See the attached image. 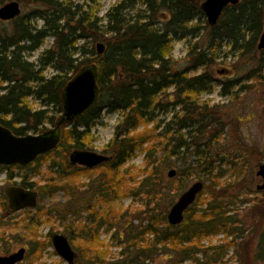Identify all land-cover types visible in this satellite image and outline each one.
Listing matches in <instances>:
<instances>
[{"label": "trees", "instance_id": "16d2710c", "mask_svg": "<svg viewBox=\"0 0 264 264\" xmlns=\"http://www.w3.org/2000/svg\"><path fill=\"white\" fill-rule=\"evenodd\" d=\"M7 1L0 0V7ZM22 1L36 6L26 15L21 14L14 20H0L3 24L0 26V90L3 91L0 93V123L17 135L42 132L46 130V123L55 125L63 112V91L66 84L85 66L97 64L100 88L96 103L73 123L62 126V141L57 149L40 156L32 164L20 166L27 170L22 186L29 188L33 185L28 182L27 177L40 174V161L44 158L59 155L61 149L68 154V142H72L71 140L74 150H86L91 130L104 112H122L123 120L117 125L114 138L103 150L110 159L94 168L103 171L99 178H95L96 192L102 197H118L123 190H128V193L145 195L147 207L152 204L154 206L148 207L150 215L145 229L139 228L134 236L135 240L130 243L137 245L135 257L108 263H100L95 258L93 260L96 264H140V259L146 261L156 253L159 244L176 241L181 244L183 258L192 260L193 264H220L227 251L225 247L229 248L235 243L233 237L237 239L242 228L235 225L233 216L228 215L222 197L212 193L202 213L194 215L193 206L196 201L186 211L182 224H169L166 213L162 215L156 211L159 205L166 202V192L171 191V186L165 182L160 169L165 163L171 165L175 162L172 161L173 157L179 156L182 149L189 150L191 143L181 133L177 138L173 135V140L169 138L164 143L155 129L140 131V128L157 119L160 107L167 112L171 105H179L185 113L180 118L173 116L166 127L167 133L176 129L177 134L188 129L187 135L191 138H201L208 133L206 129L210 125L207 126L206 115L202 112L199 115L203 124L194 128L195 136H192L191 129L195 126L193 121L198 109L208 107L206 104H199V95L212 91L213 75L208 68L216 61L209 52L215 47V40L222 37L232 38L235 47L254 49L264 29V0H242L238 4L227 6L217 24L206 25L210 33L208 50L194 54L192 62L182 69L174 68L171 58L172 43L190 35H199L200 25L192 22L198 14H205L200 0H122L112 6L103 19L98 15L99 9L95 10L91 4L72 0ZM33 18L42 20L43 25H33ZM48 36L54 37L53 46L45 49L37 62L26 58L25 53L39 50ZM99 42L105 44L103 54L98 53ZM259 51V68L250 76L264 86V50ZM191 53L194 51L191 50ZM50 67L57 74L47 77L45 72ZM200 68H203L202 72L191 74ZM238 81L229 79L225 83L237 87ZM171 88L174 90L170 93L169 101L163 102L162 96ZM229 93L224 89L223 94ZM171 96H174L175 101L171 102ZM30 97L41 99L47 105L54 104L56 114L49 115L47 109H34L29 102ZM198 146H201L200 141L196 144L198 151L195 154L201 158L204 150L200 151ZM137 151L145 153V167L136 172L134 166L124 168ZM64 157L67 166L55 159L53 165H50L52 169L57 166L54 171L60 174V178L75 175L78 171L92 170L72 165ZM175 160L182 166L181 174L192 169L185 161L178 158ZM205 162L201 163L205 167L204 176L213 177V168L209 166V162ZM138 176L141 178L137 181ZM173 179L172 182L175 180ZM47 188L48 192L44 187L41 188L40 200H43L44 195L53 194L64 186L50 183ZM0 195H5L1 187ZM200 195L201 193L198 198ZM37 209L38 212L41 210L39 206ZM7 212L12 210L7 207ZM7 217L6 214H0V228L7 227ZM103 224L102 221L99 222L98 227ZM176 228L183 229L176 231ZM98 229H83L82 236L93 237ZM127 230L125 227L126 233ZM218 232H224L232 239L226 246L208 247L215 252L212 251L213 254L209 255L206 250L204 256L198 258L196 255L202 248L197 242L204 235ZM147 233L154 235V238L146 246H142ZM97 236L98 233L95 239H99ZM190 242L193 244L186 246ZM33 243L39 242L33 240L31 245ZM33 248L28 255L34 253ZM255 254V260L264 264V229L259 233ZM102 259L99 258V261Z\"/></svg>", "mask_w": 264, "mask_h": 264}, {"label": "rangeland", "instance_id": "374dc122", "mask_svg": "<svg viewBox=\"0 0 264 264\" xmlns=\"http://www.w3.org/2000/svg\"><path fill=\"white\" fill-rule=\"evenodd\" d=\"M10 1L13 0L7 2ZM18 1L21 3L22 15H26L36 6L31 3L26 4L22 0ZM72 1L86 5L91 4L95 10L99 9L98 15L103 19L107 11L122 0ZM200 1L203 3L204 0ZM31 22L38 27L43 25V21L39 19L33 18ZM192 24L200 25L198 36L190 35L172 43L171 58L174 61L175 69L185 68L192 62L194 54L209 48L210 33L206 27L208 25L206 14H198ZM2 25L0 23V26ZM260 36L255 43V48L249 50L235 47L234 40L230 37L215 40L216 45L209 55L216 62L208 68L213 75L212 91L202 93L198 97L199 104H206L208 107L198 109L193 121L195 126L191 129L192 136H195L194 128L203 121L199 115V112H202L206 115L207 126L210 125L206 129L208 133L204 137H188V129L177 132V134L176 129L171 130L170 133L166 132V127L173 120V116L180 118L185 113L179 105L177 107L171 105L170 111L167 112L163 107H160L157 119L140 128V131L155 129L164 143H167L169 138L172 139L173 135L177 138L180 133L184 138H189L191 143L189 150L183 151L184 149H182L179 156H176L182 162L185 161L187 165L190 164L192 169L189 172L184 171V174H181L182 166L179 165L180 163H176L175 157L172 159L175 162L171 165L165 163L164 167L160 169L163 171L165 182L171 186V191L170 193L166 192L167 200L159 205L157 212L162 215L165 212L168 217L172 205L180 195L192 183L202 180L206 186L193 206L194 215L202 213V209L206 207L212 194L218 195L224 200L225 209L228 211V215L233 216L235 225L242 228L238 234L239 237L237 239L235 236L233 237L235 243L229 248L225 247L227 251L222 256L220 264H263L255 260V253L259 233L264 229V190L258 188L263 182L258 171L264 162V86L256 78L250 76L253 71L259 68L261 52L258 49V44ZM53 43L54 37L48 36L39 50L27 51L26 58L37 62L41 53L52 47ZM195 46H197L196 49ZM191 50L194 51L193 54H190ZM202 71L203 68H200L196 72L192 71L191 74ZM45 74L47 77H51L57 74V71L50 67ZM229 79L239 80V85L237 87L226 85L225 82ZM224 89L230 93L223 94ZM173 90L172 88L168 90L161 100L169 101L168 98ZM1 92L3 91L0 90ZM171 97V102L175 101L174 96ZM29 102L34 109H47L49 115L56 114L54 104L47 105L43 100L32 97L29 98ZM123 115L122 112H104L91 130L89 147L86 150L103 154L104 147L114 138L116 127L123 120ZM51 127L53 124H45L46 129ZM80 129H84V127H80ZM71 141L68 142V147L70 146L68 154H65L61 149L59 155L44 158L40 161V174L27 177L28 182L33 183L29 188L37 190L39 194L43 187L48 192L47 186L50 183L64 186L63 189H59L53 194L44 195L38 205L41 208L39 212L38 206L34 209H25L26 211L7 212V207L10 210L11 208L8 205L6 189L12 185H22V182L26 180L24 177L27 170L18 165L0 166V187L5 194L4 196L0 195V214L8 216L7 227L0 228V255L13 253L21 247H26L25 258L17 264H69L55 249L53 244L55 234L68 235L69 241L77 253L74 264H96L94 258L100 263L115 262L130 259L136 255L137 245L133 246L130 243L135 240L134 236L139 228L145 229L150 215L148 209L153 208L154 204L148 208L145 195L128 193V190H123L118 197L100 196L96 192L97 179L95 178L100 177L103 172L101 169L82 170L75 175L60 178V174L54 171V169L57 170V166L52 169L50 165H53L55 160L65 164L64 156L69 161L70 155L75 149L72 147L73 140ZM199 141L201 146H198V149L204 150L201 153V158L195 154L198 151L195 147ZM160 154H158V158H160ZM60 155L62 157H59ZM204 160L211 164L208 163L213 168V177L204 176L205 167L201 165ZM145 164V153L137 151L124 168L134 166L136 172L144 168ZM65 165L67 166V164ZM172 169L177 170L176 178L169 176V171ZM140 178L141 176H138L137 181ZM101 221L104 224L98 227ZM125 227L128 228L127 233ZM96 228L99 229L93 237L84 238L82 236L83 229L95 231ZM182 229L176 228V231H182ZM97 233L99 239H95ZM144 238L142 246L150 243L154 235L147 233ZM231 239L232 237H228L224 232L204 235L197 242L202 251L196 256L202 258L206 250H208L207 254L212 255L214 250L210 251L208 247L226 246V243ZM33 240L39 243L31 245ZM191 244L193 243H187L186 246ZM32 247H34V253L30 256L28 254ZM99 258L103 259L99 261ZM140 262V264H193L192 260L183 258L181 244L176 241L159 244L155 254L146 261L140 259Z\"/></svg>", "mask_w": 264, "mask_h": 264}, {"label": "water", "instance_id": "95a60500", "mask_svg": "<svg viewBox=\"0 0 264 264\" xmlns=\"http://www.w3.org/2000/svg\"><path fill=\"white\" fill-rule=\"evenodd\" d=\"M241 0H204L202 9L206 13L210 25L218 23L224 9L229 5L238 4ZM22 12L18 1H10L0 7V20H12ZM259 50H264V30L258 44ZM105 51V44H98L99 54ZM100 88L98 84L97 64L81 68L66 84L63 91V113L57 119L56 125L37 134L17 135L10 128L0 123V165H22L33 163L39 156L55 150L62 140V126L73 122L84 114L98 100ZM110 157L88 150H75L70 155L72 164H80L94 168ZM176 169L169 171L174 177ZM258 175L262 177L259 189L264 190V162L260 165ZM205 188L201 180L192 183L172 205L168 213V221L172 225L181 224L185 219V211L196 201ZM9 206L14 211L34 208L38 205V191L19 185L6 189ZM53 244L57 252L69 263L74 264L77 253L72 247L67 235L55 234ZM26 248L22 247L10 255H0V264H17L25 258Z\"/></svg>", "mask_w": 264, "mask_h": 264}]
</instances>
